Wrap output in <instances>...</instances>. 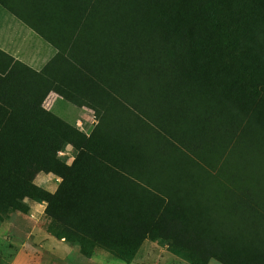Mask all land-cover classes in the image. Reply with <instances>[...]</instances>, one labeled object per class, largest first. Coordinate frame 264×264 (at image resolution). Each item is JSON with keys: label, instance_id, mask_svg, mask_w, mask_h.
I'll list each match as a JSON object with an SVG mask.
<instances>
[{"label": "trees", "instance_id": "trees-1", "mask_svg": "<svg viewBox=\"0 0 264 264\" xmlns=\"http://www.w3.org/2000/svg\"><path fill=\"white\" fill-rule=\"evenodd\" d=\"M189 1L194 11L187 26L176 33L168 29L157 35H151L145 29L142 31L150 41L159 36L154 53H146L141 41L136 40V32L126 26L124 19H119L118 9H112L113 0H0L1 6L21 18L57 49L38 71L0 50V111L8 110L0 126V207L5 205L24 211L27 206L20 202L22 197L42 199L40 189L30 183L33 168L41 164L7 168L4 148L9 146L14 148V160L37 149V159L43 162V157L69 142L77 152L69 167V194L83 204H91L89 189H105L106 183H113L107 187L113 189L131 184L127 188L147 193L158 190V183L155 184L154 180L170 175L166 169L170 157L165 149L174 142L157 128L156 116L165 114L167 106L181 105L177 89L181 83L179 74L193 60L210 74L216 88V78L226 79L218 84L223 90V83L230 84V72L234 70L250 90L264 95V67L262 63L254 62L258 49L249 46L254 40L246 32L245 25L230 18L226 12L234 0ZM207 26L212 28L210 33ZM204 39H213L210 58L207 52L210 48L206 43H200ZM217 42L221 56L214 54ZM255 74L260 77V82L256 81ZM167 84H171L170 92ZM226 88L229 87L226 85ZM49 91L76 107L85 106L92 110L96 121L88 136L73 124H69L67 133V123L40 107ZM228 132L229 125L223 130L224 134ZM54 142L58 144L54 145ZM123 143L137 145L141 156H123L120 153ZM171 146L181 154L178 146ZM229 151L216 161L220 149L218 158L210 165L215 168L219 162L213 175L222 187L219 197L233 199L234 209L251 206L255 191L241 186V176L232 175L234 169L229 171V164H226ZM180 157L191 161L187 156ZM97 166L99 169H95ZM79 181L81 183L76 184ZM63 189L59 190L63 192ZM154 190L152 193L157 195ZM74 191L77 192L74 194ZM161 202L158 205L153 203V206L146 202L138 207L131 251L126 255L120 253L119 248L95 243L91 235L78 236L65 227H62L63 235L52 234L67 242L76 241L84 256H89L95 247H102L128 262L141 240L147 235L155 238L156 230L158 235H163H160L162 239H174L173 235L162 232L169 226L163 224L166 208L160 207ZM87 244L91 246L87 247Z\"/></svg>", "mask_w": 264, "mask_h": 264}, {"label": "rangeland", "instance_id": "rangeland-1", "mask_svg": "<svg viewBox=\"0 0 264 264\" xmlns=\"http://www.w3.org/2000/svg\"><path fill=\"white\" fill-rule=\"evenodd\" d=\"M113 3L112 9H118L119 19H124L126 26L136 32V40L141 41L146 53H154L159 36L152 37L151 42L142 35L144 29L151 35L164 34L168 30L176 33L188 25V18L194 11L189 0H113ZM226 12L230 18L240 20L245 25L246 32L254 40L249 46L254 45L258 49L254 62H260L264 67V0H234ZM14 25L18 36L14 43L36 57L37 65L44 58L47 46L19 21L15 20ZM207 28L210 33L211 26ZM202 30L208 33L206 28L202 27ZM212 41L204 39L200 42L210 48L207 50L209 58L214 48ZM214 54L222 55L218 42ZM204 70L196 60L181 70V83L177 88L181 105L173 108L167 106L165 114L156 116L159 123L157 128L173 140L171 145L175 144L181 150L179 154L171 145L165 149L170 157L166 164L170 175L154 180L159 188L152 190L158 197L152 190L147 193L137 188H127L131 184H122L121 189H113L107 188L113 183H106L105 189H89L91 204H83L69 194V167L77 153L69 142L43 157V162L37 159V149L14 160V148H4L9 169L41 164L33 168L30 183L40 189L42 199L22 197L20 202L27 206L24 211L5 205L0 207V264H7L11 256V253L3 254L6 236L16 229L30 230L37 219V225L55 235H63L62 227H65L78 236L91 235L95 243H106L112 249L119 248L118 251L126 255L131 251L138 207L146 202L153 206L160 200V207L166 208L163 224L169 226L162 232L173 235V240L162 239L160 235H163H158L159 231L156 230L155 238H148L147 235L141 240L144 244L139 250L136 249L128 262L99 248L123 264H264V95L250 90L242 76L234 70L230 72V84L228 81L227 84L223 83V90L218 84L226 79L216 78L217 89L214 79L211 80L210 74ZM255 75L256 81L260 82V77ZM167 86L170 92L171 84ZM40 107L67 123V133L71 118L73 126L85 136L89 135L96 121L91 110H75V107L51 93L45 95ZM7 113L8 110L0 111V126ZM227 125L229 132L224 134ZM227 151L229 171L234 169L232 175L241 176V186L255 191L251 206L234 209L233 199L219 197L222 187L213 178L219 162L215 168L210 165L218 155L216 161H220ZM120 153L126 157H139L142 154L137 145L128 143H123ZM180 155L189 157L191 161H186ZM95 169H99L98 166ZM61 187L64 188L63 192L59 190ZM147 242L151 243L153 250L145 253L144 245ZM68 243L78 249L76 241ZM90 246L87 244V247ZM23 258L21 256L23 264H32L30 259Z\"/></svg>", "mask_w": 264, "mask_h": 264}, {"label": "crops", "instance_id": "crops-1", "mask_svg": "<svg viewBox=\"0 0 264 264\" xmlns=\"http://www.w3.org/2000/svg\"><path fill=\"white\" fill-rule=\"evenodd\" d=\"M15 20L23 24L34 35H37L47 46L45 47L46 54L44 58L37 65H35L38 62L36 57L26 53L24 47H20L14 43V40L18 37L14 25ZM0 50L35 71L40 70L57 51L51 42L45 39L40 33L32 29L17 15L8 11L1 5ZM48 93L60 97L53 91H49ZM70 105L75 107V110L79 108H87L91 110L85 106L76 107L72 104ZM1 108L5 109L4 107ZM71 120H73V118L70 119L69 124H74L71 123ZM37 220H35L33 225H31L30 230L16 229L11 231L6 236L3 254L9 255L11 253L9 259L5 258V260H8L7 264H23L21 262V256L24 257L23 259H30L32 264H123L116 257H113L111 254L98 247H95L92 250L89 257L81 256L77 247L65 241L64 238L56 237L45 228H41L39 225H37ZM15 233L18 234L15 235ZM143 244L144 242L139 245L138 250ZM150 244L151 243L147 242L146 245H144L146 246L144 249L145 253L147 251L153 250V247H151Z\"/></svg>", "mask_w": 264, "mask_h": 264}]
</instances>
